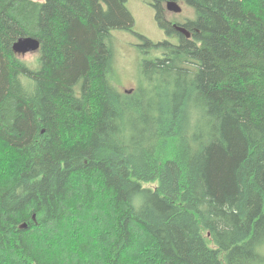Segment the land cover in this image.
<instances>
[{
  "label": "trees",
  "instance_id": "16d2710c",
  "mask_svg": "<svg viewBox=\"0 0 264 264\" xmlns=\"http://www.w3.org/2000/svg\"><path fill=\"white\" fill-rule=\"evenodd\" d=\"M147 1L157 42L127 0H0V264H264V0Z\"/></svg>",
  "mask_w": 264,
  "mask_h": 264
},
{
  "label": "rangeland",
  "instance_id": "374dc122",
  "mask_svg": "<svg viewBox=\"0 0 264 264\" xmlns=\"http://www.w3.org/2000/svg\"><path fill=\"white\" fill-rule=\"evenodd\" d=\"M127 7L135 17V31L145 35L154 42L167 38L164 29L156 21V11L147 0H127ZM182 12L174 13L167 11V17L177 21H183L187 17L194 16L192 7L182 4ZM114 66L112 80L115 87L125 91L138 87L140 77V64L149 53L143 54L144 47L142 39L132 31L114 30ZM39 56L38 51L21 56L23 59L35 64ZM144 56V57H143Z\"/></svg>",
  "mask_w": 264,
  "mask_h": 264
},
{
  "label": "water",
  "instance_id": "95a60500",
  "mask_svg": "<svg viewBox=\"0 0 264 264\" xmlns=\"http://www.w3.org/2000/svg\"><path fill=\"white\" fill-rule=\"evenodd\" d=\"M167 11L174 13L182 12V3L171 0L166 4ZM174 27L181 33L185 34L188 38L191 37V32L183 25L174 24ZM41 42L38 38L33 36H22L17 39V41L13 45V50L18 55L24 56L27 53L35 52L40 49ZM126 92H130L131 90H125Z\"/></svg>",
  "mask_w": 264,
  "mask_h": 264
}]
</instances>
